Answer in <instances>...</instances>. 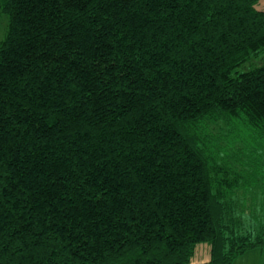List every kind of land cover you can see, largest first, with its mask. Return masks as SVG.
<instances>
[{
	"label": "trees",
	"instance_id": "trees-1",
	"mask_svg": "<svg viewBox=\"0 0 264 264\" xmlns=\"http://www.w3.org/2000/svg\"><path fill=\"white\" fill-rule=\"evenodd\" d=\"M260 2L0 0V264L264 247L231 200L264 196V61L241 70L264 48Z\"/></svg>",
	"mask_w": 264,
	"mask_h": 264
},
{
	"label": "rangeland",
	"instance_id": "rangeland-1",
	"mask_svg": "<svg viewBox=\"0 0 264 264\" xmlns=\"http://www.w3.org/2000/svg\"><path fill=\"white\" fill-rule=\"evenodd\" d=\"M262 7H264V0H261V2L258 3V8H262ZM7 24H8V15L2 12L0 8V41L5 36ZM262 61H264V48H262L258 53L251 55L250 58L245 63H243L244 66L241 67V70L249 69L252 66L259 64ZM224 119L225 118H222L220 123H215V124L210 123L209 131H212L213 133H214V130L219 131L221 133L223 131H226L228 124H226ZM256 143H255L256 152L260 156L259 161L264 166V146L262 148H258ZM235 147L233 148L230 147V148L231 150H233L235 149ZM250 156L246 158L247 162L250 161L251 159ZM253 159H255V157ZM235 161L237 162V160ZM241 177L246 178V175L244 174ZM242 180H245V179H242ZM255 188L256 189L252 191V195L246 198H245L246 192L243 190L242 187H240L239 189L238 188L234 189L233 190L235 192L233 193L234 200L233 199L231 200L232 202L233 201L235 202L236 213L239 211L241 214H244L242 215L244 218L246 217L249 218L248 211L250 207H253L255 215L253 217L254 220H252L251 222H253L254 224L253 223L251 224L248 222L247 223L250 224V227L253 228V230L258 231L259 229L263 230L264 228V196L256 195V193L260 192V190L257 187ZM244 225H245V222H244ZM205 258H208L207 243H200L197 245L195 249L192 261L195 262L198 260H204ZM229 264H264V247L251 248L243 252L242 254L238 255L237 257H235Z\"/></svg>",
	"mask_w": 264,
	"mask_h": 264
},
{
	"label": "crops",
	"instance_id": "crops-1",
	"mask_svg": "<svg viewBox=\"0 0 264 264\" xmlns=\"http://www.w3.org/2000/svg\"><path fill=\"white\" fill-rule=\"evenodd\" d=\"M208 257H209V254H208ZM208 258H205L204 260H207ZM203 261V260H202Z\"/></svg>",
	"mask_w": 264,
	"mask_h": 264
}]
</instances>
